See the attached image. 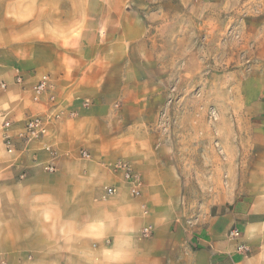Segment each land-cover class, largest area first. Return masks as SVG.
Wrapping results in <instances>:
<instances>
[{
  "label": "crops",
  "instance_id": "obj_1",
  "mask_svg": "<svg viewBox=\"0 0 264 264\" xmlns=\"http://www.w3.org/2000/svg\"><path fill=\"white\" fill-rule=\"evenodd\" d=\"M112 8L111 0H0V264H264V147L238 190L218 187L215 214L189 216L177 166L140 122L145 84L134 68L98 64L120 36ZM41 75L74 115L7 153L3 118L16 137L25 119L50 109L31 100ZM119 163L137 177L138 196Z\"/></svg>",
  "mask_w": 264,
  "mask_h": 264
},
{
  "label": "rangeland",
  "instance_id": "obj_2",
  "mask_svg": "<svg viewBox=\"0 0 264 264\" xmlns=\"http://www.w3.org/2000/svg\"><path fill=\"white\" fill-rule=\"evenodd\" d=\"M111 2L120 38L98 64L135 69L140 122L177 166L189 216L215 214L218 187L238 190L264 147V0Z\"/></svg>",
  "mask_w": 264,
  "mask_h": 264
},
{
  "label": "built area",
  "instance_id": "obj_3",
  "mask_svg": "<svg viewBox=\"0 0 264 264\" xmlns=\"http://www.w3.org/2000/svg\"><path fill=\"white\" fill-rule=\"evenodd\" d=\"M16 84H21L22 78H16ZM1 88H4V85H1ZM50 88V79L47 75H41L38 80L31 87V100L33 103H41L43 99H46V102L49 104V111L44 114L34 115L28 117L23 121V126L17 133L16 137L12 136L9 132L12 126V122L6 118H3L1 122V131L3 138V146L7 153H14L16 151V140L18 142L28 143L31 141H41L48 137L49 129L52 123L67 117H73L74 113L68 112L64 113V110L59 108L57 100L51 94H49ZM44 149L50 154V158L55 157V152L50 149L49 146H44ZM81 157H88L85 152L80 153ZM116 168H121L123 170V179L126 183L129 184V191L132 195L138 196L139 191L137 190L138 180L137 177L133 174L132 170L126 165L119 163L115 166ZM44 170L51 173L54 172L55 167L53 165H46ZM108 193H111V190H107ZM148 230L144 229L143 233L147 234ZM230 236L233 238L239 237V232L236 229H233L230 232ZM238 250H241V247H238Z\"/></svg>",
  "mask_w": 264,
  "mask_h": 264
}]
</instances>
